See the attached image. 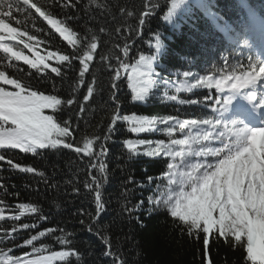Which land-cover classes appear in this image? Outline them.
<instances>
[{
	"label": "trees",
	"instance_id": "obj_1",
	"mask_svg": "<svg viewBox=\"0 0 264 264\" xmlns=\"http://www.w3.org/2000/svg\"><path fill=\"white\" fill-rule=\"evenodd\" d=\"M171 1L79 0L75 7L63 8L58 0H36L57 18H67V23L82 41L73 49L34 10L23 5L22 0H4V10L9 3L13 5L12 16L5 20L12 27L43 41L37 49L41 55L55 51L82 56L87 51V42L95 38L97 50L82 84L79 83V60H74L71 67L48 61L61 68L62 75L56 76L50 69L37 73L23 61H9L6 54L0 52V70L62 101L75 99L71 106L65 103L57 112L45 110V114L53 115L61 126L64 121L69 122L72 136L67 140L74 146L82 147L85 139L100 137L95 140L93 152H99L101 144L107 148V156L103 158L104 174L99 172L98 161L70 149L38 150L36 155L0 149V155L5 156V160H0V185L6 188V191L0 188V208L4 216L0 220V248L11 249L10 255L24 257L31 253L32 245L25 241L40 231L55 228L56 232L33 244L36 247L47 245L49 252L71 250L78 254L56 264H118L117 258L123 264H250L244 248L235 245L231 237L225 239L212 233L205 249L202 232L189 233L187 227L171 217L162 205L150 202L166 197L170 188L177 191V185L169 183V175L176 173L173 178H178L186 164L181 157L146 156L143 153L147 146L138 149L140 155L132 156L123 144L126 139H143L153 141L152 147H155V142L160 140L169 143L172 139H184L189 129L181 131L173 122L157 125L155 131L133 134L127 131L126 122L118 120L111 138L103 139L108 135L117 104L121 116L136 114L158 119L172 116L180 122L217 120L212 105L204 98L205 88L177 89L184 88L186 83L196 84L205 76L219 79L247 72L257 62L254 48L264 49L260 39H244L241 34L243 28L252 29L248 21L251 16L264 28V0H245L247 11L240 0H186L185 9L165 24ZM23 39L26 40V36ZM239 39L245 45L243 50H236ZM6 43L32 57L22 44ZM141 56L153 62L151 71L138 65ZM122 63L129 65V71L136 65L148 73L153 84L145 101L132 100L129 73L120 68ZM113 83L117 84L116 89ZM0 86L12 90L10 85ZM89 86L93 93L84 101ZM171 95H176L177 101L169 100ZM81 105L84 106L82 113ZM168 127L174 131L165 132ZM220 127L200 124L192 128L191 133L210 132L206 146L222 147V139L216 138ZM174 147L176 151L187 149L186 145ZM193 157L184 159L189 163ZM8 159L21 166L34 167L43 175L12 169L6 162ZM92 163H97V167L91 168ZM169 164L174 167L169 169ZM91 176L102 185L100 190L105 205L95 221V193L84 186ZM19 203H30L39 211L22 216L18 221L12 220V215L19 214L16 208ZM132 209L135 210L130 211ZM41 215L46 219L40 220ZM24 223L35 227L24 229L21 227ZM14 227L15 232L12 231ZM5 230L11 235L5 237ZM67 233L72 234L67 237L71 243L60 244L57 237ZM102 237L108 238L107 244ZM106 251L114 255L106 256Z\"/></svg>",
	"mask_w": 264,
	"mask_h": 264
},
{
	"label": "snow or ice",
	"instance_id": "obj_2",
	"mask_svg": "<svg viewBox=\"0 0 264 264\" xmlns=\"http://www.w3.org/2000/svg\"><path fill=\"white\" fill-rule=\"evenodd\" d=\"M63 8L75 7L79 0H58ZM95 2V0H94ZM23 5L28 9L34 10L40 18L59 36L67 42L68 46L75 49L81 41L78 33L71 28L67 23V18H57L53 13L48 11L37 3L36 0H22ZM12 4L7 5V10H4V0H0V52L6 54L9 61H23L30 68L36 70L37 73H44L46 70L51 71L56 76H61V68L52 66L48 63L54 60L57 64H66L71 67L74 60H79L80 64V81L83 83V77L89 70V62L93 60V55L97 50V42L92 38L87 42V51H84L82 56L75 53L72 55L60 54L59 52L49 51L47 55H41L37 49L43 41L36 40V37L28 35L20 31L16 27H12L5 17L12 16ZM22 10V9H18ZM19 23V21H17ZM141 25L144 23L142 19ZM26 36V40L23 37ZM6 41H15L16 44H22L23 48L28 49L32 53V57H28L21 49L14 48ZM33 41H36L34 44ZM128 50L125 49V55ZM140 63H146L143 56L140 57ZM258 66V67H257ZM127 76L128 86L132 92L133 101H145L151 91L153 82L148 76V73L141 71L136 65L131 66L122 63L120 65ZM185 74V77H188ZM116 79H119V72L116 74ZM260 81H264V62L257 61L256 65L250 66L249 71L240 75H225L219 79H214L212 76H205L199 79L196 84L186 83L184 88H178L177 91L191 90L192 88L203 87L205 89H215L217 97H213L209 103H214L217 107L214 112L226 110V105L230 104V100L223 99L222 95L227 91L246 92L255 88ZM0 85H10L12 90H8L0 86V149H18L23 153H31L36 155L38 150L44 149H70L77 154H83L86 157L93 158L99 162V172L104 174L106 166L103 163V158L107 156V148L104 144L100 145V151L94 153L93 145L95 140L85 139L83 146H74L67 140L72 136L68 121L63 122V126L54 119L53 115L45 114V110L57 112L62 104L71 106L76 101L68 99L62 101L56 95L45 94L42 91L34 90L30 85L16 78H10L5 71L0 70ZM117 88V84L113 83V89ZM93 88L87 89V95L84 96V101H87L92 96ZM253 93V92H248ZM115 98V93H113ZM249 101H259L257 108H264V99L258 98L256 94H250ZM169 100L177 101L176 95L168 97ZM184 103V101H179ZM195 103V101H193ZM81 113L84 111V106L80 107ZM118 120L127 123V131L133 134H140L155 131L157 125H171L173 122L178 124L179 129H189L188 134L184 139H172L169 143L164 140L155 142V147H152L153 141L143 139H126L123 141L124 147L130 155L138 156L141 153L138 151L141 147H145L144 155L146 156H168L181 157L182 163L187 164V170L169 175V183L176 184L178 191L169 189L166 197L161 200L150 201L156 205H162L171 217L177 219L181 224L187 227L189 233H203L205 249L208 246V237L212 233H218L219 236L225 239L231 237L235 245H240L246 252V259L250 264H264V127L236 128L222 124L218 120L204 119L198 121L196 119L185 120L180 122L175 117L168 116L165 118H149L136 114L123 115L119 114V104L116 106L115 114L111 117V124L103 139L105 141L111 138V133L114 131ZM238 122H233L235 125ZM200 124L209 125L212 127L222 126L227 131H221L219 136L227 135L228 142L221 140L222 147L209 148L204 144L211 138V133H198L193 136L191 129L198 127ZM167 133L174 131L172 127L164 130ZM187 146L186 150L176 151L174 146ZM199 147H195V146ZM215 156L219 159L214 163L205 161L197 163H187L186 157H201ZM0 160H5L4 155H0ZM7 164L12 168L24 173H35L43 175L37 169L31 166H21L13 163L8 159ZM91 168H96L97 163H92ZM173 164H169L168 168L172 169ZM93 185L95 186L93 188ZM86 188L89 191H94L95 216L97 219L104 211V202L101 195V183L95 177L91 176V180L85 181ZM0 188H6L0 185ZM139 207V206H137ZM19 214L12 215V220H20L22 216L27 214L37 213L39 209L30 203H19L16 205ZM132 209L130 211H134ZM4 219L3 209L0 208V220ZM40 220H45L43 215L39 216ZM82 224L83 220L80 221ZM24 229L35 227L24 223L21 225ZM17 229H12L15 232ZM88 230L91 232L92 227ZM55 228H48L45 231H40L38 235L31 236L26 240L27 245H32V252L24 257L10 255L11 249L4 250L0 248V264H56L57 261H67L71 256H78L75 251H51L49 252L47 245L36 247L33 242L41 237L56 232ZM5 237L11 234L5 230ZM67 233L66 236L57 237V240L62 245L70 244L71 241L67 238L71 236ZM105 244L108 243L107 237H102ZM106 256H113L111 251L105 252ZM207 255V252H205ZM118 259V264H123L122 260Z\"/></svg>",
	"mask_w": 264,
	"mask_h": 264
},
{
	"label": "rangeland",
	"instance_id": "obj_3",
	"mask_svg": "<svg viewBox=\"0 0 264 264\" xmlns=\"http://www.w3.org/2000/svg\"><path fill=\"white\" fill-rule=\"evenodd\" d=\"M185 1L184 0H173L170 3V12L166 14L165 16V23H169L174 19V15L181 13L185 8ZM243 44L239 45L240 49L242 48ZM146 63H140V58L138 60V65L142 68H144L145 70L151 71L154 67V64L151 60L146 59ZM263 62V59L261 60ZM264 81H260L258 83V85L255 87V93L258 98L261 97V94H264ZM130 88V87H129ZM262 88V90H261ZM204 98L206 100V102L210 101L213 99V97H217V94L215 92V89H205L204 90ZM241 91H233V92H226L222 95L223 99H228L230 100V104L226 105V110H222L220 112H216L218 115V118L220 120L221 123H223L224 125H228V126H234L236 128H242V127H248V121L247 118L248 114L245 113L244 108L246 107V100H247V93L244 94H240ZM238 100L240 101V104L238 103ZM209 103V102H208ZM213 106V109L216 108L217 106L214 103H210ZM258 112H260V119H261V123L259 125H253L249 128H259V127H264V110L263 108H261L260 110H256ZM242 113V114H241ZM233 122H238L235 125L233 124ZM222 131H227L225 130L223 127L221 128ZM197 135V133H193V136ZM209 141V140H208ZM206 141L204 144L206 145L207 142ZM195 147H199L198 145ZM209 148H215V147H209ZM18 150V149H16ZM218 157L215 156H201V157H196L192 158L189 163H197V162H202V161H207L210 163H214L216 160H218ZM187 170V164H185L184 168L180 170L181 171H185ZM178 188V186H177ZM179 189H177L178 191Z\"/></svg>",
	"mask_w": 264,
	"mask_h": 264
}]
</instances>
